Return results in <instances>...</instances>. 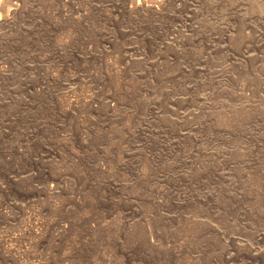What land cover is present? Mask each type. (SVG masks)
<instances>
[{"label":"rangeland","instance_id":"374dc122","mask_svg":"<svg viewBox=\"0 0 264 264\" xmlns=\"http://www.w3.org/2000/svg\"><path fill=\"white\" fill-rule=\"evenodd\" d=\"M0 264H264V0H0Z\"/></svg>","mask_w":264,"mask_h":264},{"label":"bare ground","instance_id":"6f19581e","mask_svg":"<svg viewBox=\"0 0 264 264\" xmlns=\"http://www.w3.org/2000/svg\"><path fill=\"white\" fill-rule=\"evenodd\" d=\"M44 90V89H43ZM42 91V90H41Z\"/></svg>","mask_w":264,"mask_h":264}]
</instances>
